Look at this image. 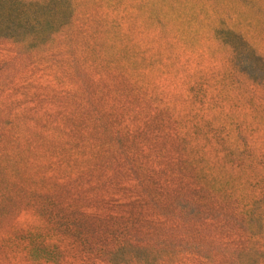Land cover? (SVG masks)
<instances>
[{"label":"rangeland","instance_id":"rangeland-1","mask_svg":"<svg viewBox=\"0 0 264 264\" xmlns=\"http://www.w3.org/2000/svg\"><path fill=\"white\" fill-rule=\"evenodd\" d=\"M55 2L0 37V264H264V0ZM103 186L126 250L25 254V198Z\"/></svg>","mask_w":264,"mask_h":264},{"label":"trees","instance_id":"trees-1","mask_svg":"<svg viewBox=\"0 0 264 264\" xmlns=\"http://www.w3.org/2000/svg\"><path fill=\"white\" fill-rule=\"evenodd\" d=\"M57 2L60 5L66 0H57ZM63 10L62 6L56 5L55 0H0V37L15 36L19 38L22 33L32 28L43 31L46 29L44 26L47 24V19L49 17H59ZM64 189L68 192V197H61L62 195L57 192L48 191L47 193H41L40 200L25 198V207H22L23 209L18 207L15 210V214L12 216L15 222H18L17 218L22 210L29 211L34 218L25 229L30 237L25 244L26 255L30 254L27 247L31 240L33 241V236L35 235H37L40 244L45 246H48L49 242L52 243L60 239L68 243L70 248L81 244L84 246L89 244L104 246V243L106 245H112L113 243L114 248L126 250V245L129 241L126 245L121 244L116 241L117 238L114 235V231L119 227L121 228L122 225L107 224L109 221L104 224L99 219H93L87 211H79L78 209L72 211L70 208L73 203H77L79 200L92 202L96 198L101 204H106L108 199L114 198L113 191L103 186L101 189H96L92 197V195L83 194L78 190L74 191L69 187H64ZM153 196L151 197L154 198ZM59 204L61 206H58ZM62 206L64 209L60 210ZM66 207H69L70 210L67 211ZM97 215L102 217L98 213ZM62 218L63 222L59 223L62 221L59 219ZM2 221L0 220V224ZM44 232H47L45 235L48 234V238H43L42 241L41 235ZM5 235L11 236L8 233H5ZM115 242L118 243L115 244ZM143 245L150 248V244L147 241ZM144 246L133 247L129 244L130 249H133V251H128L129 255L131 257L136 256V248ZM114 248L112 251L110 249L102 255L109 260L113 255Z\"/></svg>","mask_w":264,"mask_h":264}]
</instances>
